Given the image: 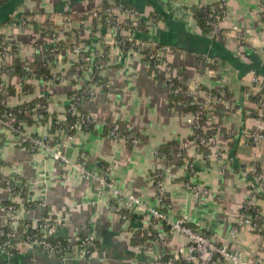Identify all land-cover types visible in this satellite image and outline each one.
Segmentation results:
<instances>
[{
	"label": "crops",
	"instance_id": "0c3cea01",
	"mask_svg": "<svg viewBox=\"0 0 264 264\" xmlns=\"http://www.w3.org/2000/svg\"><path fill=\"white\" fill-rule=\"evenodd\" d=\"M262 1L9 0L0 7L3 38L0 44L14 48L16 53L9 58L0 57V69L5 68L0 74V93L9 88L15 92L5 101L0 100V105L15 108L40 97L47 98V118L38 123L28 117L26 135L48 139L51 148L66 155L72 164L85 155L90 171L100 172L101 167H109L121 191L155 208L161 205L151 181L155 172H161L170 219L186 218L191 226L222 243L229 239L248 197L252 166L260 167L264 180V144L260 146V159L255 157L256 149L250 145L253 131L264 132V121L257 119L256 101L245 95L254 77L264 84ZM103 2L132 7L144 24L143 30L136 33L137 38L175 49L168 60L182 70L186 87L227 91L226 103L211 109L204 123V130L213 136L201 151L190 136L187 110L171 97L163 71L151 73L141 55L124 52L108 43L111 38L107 37L105 26L99 30L97 21L84 16ZM200 3L225 5L223 35L215 37L201 28L190 11ZM69 13L77 14L73 26L87 42L90 57L99 46V36L104 35L101 37L106 43L102 48L107 60L97 62V66L109 84L108 89L100 84L94 87V96L83 105L94 121V130L76 131L72 135L65 128L53 125L54 118L62 126L67 124L72 86L47 81L37 74L38 66L46 64L51 74L69 76L76 62L70 51L71 32L64 28ZM29 14H35V24L32 17H26ZM22 20L28 22V29L21 26ZM53 29L63 47L58 54H50ZM199 55L208 62H202ZM95 64L93 58L86 78ZM26 84L32 86L33 92L23 91ZM115 125L125 133H135L140 142L132 146L112 140L108 132ZM28 144L23 135L8 131L0 123L3 173L18 175L30 185L33 202L46 204L45 209L35 207L27 212V201L17 202L19 217L24 220L50 214L61 220L63 224L57 229L56 237L69 241L71 253L64 260L38 248L23 249L13 258L0 254V264L148 263L177 254L186 247V239L178 237L160 244L146 239L137 250L136 236L150 231L166 232L170 226L162 224L158 229L147 213L133 212L124 218L108 188L99 191L98 183L84 179L74 165L55 160L51 153H34ZM158 149L170 154L159 156ZM188 182L197 186L196 191L185 186ZM13 202L10 194L0 187V227L6 224L8 203ZM89 235L96 237L97 250L91 258H82L79 240ZM232 249L243 253L249 262L264 260V223L261 228L242 227Z\"/></svg>",
	"mask_w": 264,
	"mask_h": 264
},
{
	"label": "built area",
	"instance_id": "2783aa9c",
	"mask_svg": "<svg viewBox=\"0 0 264 264\" xmlns=\"http://www.w3.org/2000/svg\"><path fill=\"white\" fill-rule=\"evenodd\" d=\"M198 5L200 7H207L201 3ZM224 7L225 5L221 4L220 8ZM220 8L218 9L213 5L205 12L204 17L210 34L215 37L224 34L223 24L226 18V10H221ZM262 10L264 11V0L262 1ZM76 16V13H69L64 23V28L71 32L70 51L71 54L76 57V62L74 64V66H78L76 72L69 74L68 77L53 74L54 78L49 81L60 84L68 83L72 86V92L68 98L67 115L70 114V116L77 119V121L70 129L88 131L94 121L89 113L82 114L80 108H83L84 103L90 100L88 95H91L90 97L92 99L94 96V87H96L98 83L94 82V75H92V73L86 78V73L89 69L82 65H84V63H91L93 58L103 57L106 53L103 51L102 46L106 42H104V39H102L100 35L99 46L95 51V55L93 57L86 56V53H88L87 42L80 38L79 32H76L73 26ZM84 16L91 18L93 21H97L99 30H102V27L105 26L106 33L108 34L107 37L111 38V41L108 43H111L124 52L137 53L143 58V50L145 48L151 49L149 60L154 61L155 71L157 73L163 71L165 82L171 93L186 99L180 101L178 104L187 110V123L193 142L200 151L202 148H205L213 135H210L209 132L204 130V123L211 109L226 103L225 98L227 96V91L222 90L214 93L201 86H195L194 88L186 87L178 69L168 60V55L172 52L167 47H158V43L151 42L144 44L140 42V39L134 46L124 50L127 48L126 39L117 41L115 39L116 37L113 35L114 32H120L124 34L122 36L134 38L136 33L143 30L141 19L131 7L116 2H110L109 5L105 7L100 3L96 5L91 12L84 14ZM153 22L157 23V20L154 19ZM21 26L28 29L29 24L26 20H22ZM50 34L51 44L53 46L50 50V54H58L61 48H63L62 46L56 47L59 43L58 33L53 29ZM14 51V48L8 47L5 44H0V57L9 58L16 53ZM96 65H98V63ZM3 72L4 71L0 70V73ZM101 85L106 88L109 87L108 83ZM82 87H85V89ZM245 95L256 101L257 119L259 121H264V84L259 78L254 77L252 79L251 89L246 91ZM255 96L258 97V101L253 98ZM40 108L39 105H36L31 109L25 111L20 110L17 113L9 111L0 113V123L8 131L23 135L24 141L30 144L31 150L34 153L39 151L51 153L55 160L65 165H74L84 179L95 180L98 183L99 191L103 190V188H108L112 192L114 199L119 203V209L122 210L124 218H127L128 214L133 212L147 213L153 217L158 229L162 224H168L170 226L169 231L166 232L161 230L155 232L150 231L144 235L136 236L135 241L137 242V250L142 248L146 239H152L155 244L164 243L170 238L180 237L186 239V247L182 248L179 253L172 255L167 261L156 260L148 263L133 261L131 264H219L222 262L231 264H264V260L262 259L249 262L243 253L232 249V243L237 238L242 227L253 226L254 228H261L263 225L261 219L264 218V200L262 199L264 196V180L261 177L262 173L257 164L252 166L250 170L248 197L242 206L240 216L235 226L230 232L229 239L222 243H218L200 229L191 226L186 218L170 219L166 211L170 208V205L166 199L164 178L161 172H155L151 181L156 191L158 203L161 205L160 208H155L149 206L141 199L121 191L111 177L109 167H101L100 172L90 171L86 167L87 162L85 155H81L78 162L72 164L66 155L54 151L51 148V142L48 139L26 135L24 130L27 121L21 119L20 116L24 115L25 119L29 117L40 123L44 119V114ZM66 130L69 132L68 129ZM108 136L112 140L125 141L132 146L140 142V138L135 133H125L117 125L110 129ZM262 144H264V132L257 130L253 131L250 136V145L256 149L255 157L257 159L261 158L260 146ZM156 152L159 156H163L158 150ZM164 156L166 157V155ZM2 167L3 164L0 163V187H3L15 202L7 205L6 224L0 227V254L5 255L7 258H13L23 249L32 250L38 248L47 255L58 256L66 260L70 256L71 245L69 241L64 243L56 237V231L63 222L52 217L50 214L21 220L18 214L17 202H22L23 200L27 201V212H30L35 207L45 209L46 204L44 202H33L30 185L20 179L16 174H4ZM191 172L193 173V170H191ZM185 186L190 191H196L197 189V186L192 182L186 183ZM78 246L80 257L89 259L97 250L96 237L94 235L85 236L79 240Z\"/></svg>",
	"mask_w": 264,
	"mask_h": 264
},
{
	"label": "trees",
	"instance_id": "16d2710c",
	"mask_svg": "<svg viewBox=\"0 0 264 264\" xmlns=\"http://www.w3.org/2000/svg\"><path fill=\"white\" fill-rule=\"evenodd\" d=\"M9 0H1L0 1V7L1 6H3L4 4H6L7 2H8ZM117 3V2H116ZM118 4H119V2H118ZM103 5L105 6V7H107L109 4H107V2H103ZM125 5V4H124ZM126 6H127V4H126ZM215 7H217L218 9L221 7V4H217V5H214ZM129 7V6H128ZM212 6H207V7H200L199 5H197V6H193V7H191L190 8V11H191V14L194 16V18L199 22V24H200V26H201V28H203L206 32H208V33H210V30H209V28L206 26V21H205V12L207 11V10H209L210 8H211ZM132 8V7H131ZM221 10H226V8L224 7V8H220ZM263 15H264V11H263ZM152 16H154V14H152ZM26 17H32L33 18V20H32V24H35V20H34V18H35V14H32V15H28V16H26ZM9 21H11V20H9ZM144 27V24L142 23V28ZM95 32H97V30L94 28V31H93V33H95ZM92 33V35H94ZM96 34V33H95ZM102 37L104 36L103 34L101 35ZM3 38L2 37H0V41L2 40ZM117 41H120V40H122V39H126L125 41H126V44H127V48L126 49H124V50H127L129 47H131V46H134L137 42H138V40H140L139 38H137L136 36L134 37V38H129V37H126V36H118V37H116L115 38ZM140 42H142V43H144V44H147V43H151V41H145V40H140ZM62 46V44L61 43H58L57 45H56V47H61ZM157 46L158 47H167V48H169L170 49V51L171 52H174L175 51V49L174 48H171V47H169V46H167V45H163V44H157ZM51 53V52H50ZM150 54H151V49L150 48H145L144 50H143V61H144V63L145 64H147L148 66H149V69H150V72L151 73H153L154 71H155V65H154V61H152V60H149V56H150ZM86 56H90V54L89 53H86ZM200 57V60H202V62H205V63H207L208 61H207V59H206V57H203L202 55H199ZM213 58H215V57H213ZM96 60V64H97V62H100V61H104V60H107V54H105L103 57H101V58H96L95 59ZM94 65V67L92 68V75H94V82L95 83H98V84H107V80L106 79H103L102 77H100V72H101V70L97 67V65ZM82 66H84L85 68H90V63H84V65H82ZM77 67L78 66H73L71 69H70V71H69V74H73V73H75L76 72V69H77ZM5 68H3V69H0L1 71H3ZM176 69H178V68H176ZM8 70H10V69H8ZM11 71V70H10ZM16 71L17 72H20V74L21 75H24V71H22L20 68H17L16 69ZM178 71H179V74H181V72H182V70H180V69H178ZM1 74V73H0ZM37 74L38 75H40V76H42L45 80H52L53 78H54V76H53V74H51V72H50V70L48 69V66L46 65V64H42V65H39L38 66V69H37ZM83 89H85V87H82ZM105 89H108V88H106V87H104ZM186 88V87H185ZM82 89V90H83ZM204 89H206V88H204ZM23 91L24 92H26V91H29V92H33V88H32V86H30L29 84H26L24 87H23ZM14 90H12V88H9L8 90H6V92L5 93H0V100L1 101H5L6 99H8L11 95H13L14 94ZM214 92V91H213ZM214 93H216V92H214ZM71 94V93H70ZM91 95H88V98H90L91 99V97H90ZM171 97L173 98V100L178 104L180 101H182V100H184L185 98L184 97H182V96H176V95H174L173 93H171ZM255 100H257L258 101V97H253ZM186 100V99H185ZM36 105H39L41 108V111H42V113L44 114V119L45 118H47V115H48V113H47V106H48V102H47V98H45V97H43V98H37V99H35V100H33V101H31L30 103H28V104H25V105H23V106H19V107H15V108H7V107H5V106H3V105H0V113H4V112H6V111H9V112H14V113H17V112H19L20 110H22V111H25V110H28V109H31V108H33L34 106H36ZM80 111H81V113L82 114H88L83 108H80ZM20 118L21 119H23V120H28L27 118L25 119V116L24 115H21L20 116ZM44 121V120H43ZM42 121V122H43ZM76 121H77V119H75V118H72L71 116H70V114L69 115H67V124L65 125V126H62L61 124H59V122L57 121V119L56 118H54L53 119V125H54V127H56V128H58V129H60V128H65V129H68L69 130V134H73L74 132H76V130H71L70 129V127L72 126V125H74V124H76ZM29 122H31L32 123V121L30 120ZM94 130V123L91 125V127H90V130H88V131H93ZM110 131V130H109ZM209 134L210 135H213L211 132H209ZM28 144V143H27ZM29 145V144H28ZM158 151H159V153L161 154V155H166L167 156V154L169 155L170 154V152H164V151H162L161 149H158ZM179 162H181V161H179ZM1 163V162H0ZM10 203H8V205H9ZM261 222L262 223H264V218H262L261 219ZM57 239H60L61 241H63L64 243H66L68 240H66V239H63V238H57ZM171 256H169V257H164V258H162V259H160L161 261H167L169 258H170ZM177 264H179V263H177Z\"/></svg>",
	"mask_w": 264,
	"mask_h": 264
}]
</instances>
